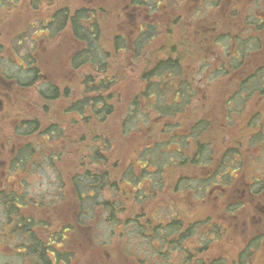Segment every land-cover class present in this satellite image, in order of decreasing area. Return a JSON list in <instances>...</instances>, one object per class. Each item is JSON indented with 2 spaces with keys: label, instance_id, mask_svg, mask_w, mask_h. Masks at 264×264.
I'll return each mask as SVG.
<instances>
[{
  "label": "trees",
  "instance_id": "obj_1",
  "mask_svg": "<svg viewBox=\"0 0 264 264\" xmlns=\"http://www.w3.org/2000/svg\"><path fill=\"white\" fill-rule=\"evenodd\" d=\"M56 13V17L60 16L58 23L61 28L68 27L66 24L70 22L68 28L74 32L77 31L79 37L84 40L88 38L90 30L93 31L92 34L96 40L102 29L101 23L96 20L90 21L91 14L85 6H79L73 11L63 6L56 10ZM149 36L146 34L137 43L133 42L129 46L114 35V40L111 41L114 45L111 49H107L104 45L102 47L101 43L98 46L93 45L94 58L86 57V48L77 51V62L75 61L77 68L75 69L80 72L78 95L64 104L61 114L65 116V114L76 113L75 118H66V125L69 128H78L80 125L86 127L93 122V129L83 131L79 129L75 138H72L64 132L65 126L56 123L52 120L54 118H48L51 121L43 127L35 119H30L29 128L30 133L38 132L40 135H46L47 138L54 134L65 139L68 145L73 143L76 148L73 152L77 153V157L80 156L81 160L76 170L67 180L68 189L72 191V194L74 193L73 198H75L77 209L75 220L79 226H72L71 231L77 228L81 231L78 233L85 235V228L81 227V224L85 223L86 218L94 221L95 212L100 210L103 213L101 221L106 223V226L112 232L114 231L113 233L142 237L148 246L150 256L157 258L156 261L148 264H186L187 262L194 264L192 256L187 261L185 253H182L183 243L189 238L198 237L197 243L203 245L206 252L213 242H222L224 235L228 234L229 227L213 220L212 214L194 220H188L180 214H174L168 220L156 219L153 213L159 206L154 204L155 209L150 210L148 202L154 199L153 193L157 191L155 189H160L174 170H180L175 183L177 181L184 189L190 188L187 190L190 192L191 182H196L193 188L196 193H201V197L215 185L229 187L232 178L226 174L227 168H235V164L239 162V159L233 158L232 151L237 154L241 147L240 140L247 137L249 140L251 132H248L247 136L244 134L241 138L234 139L236 144L228 145L226 148L218 145L222 135L217 133L214 136L207 133L208 129L212 131L215 124L210 116L201 113L199 99L195 98L196 84L191 77L195 78L196 74L190 69H187L185 73V68L182 67L181 61L184 57L180 51L182 41L180 40L179 45L174 43L170 46V43L168 44L165 40L161 48L157 50V58L149 62V50L147 49L145 53L139 51L143 42L150 39ZM90 43L95 41L90 40ZM122 45L128 50L127 53L132 50V60L142 55L139 59L142 62L140 68H135L137 66L131 63L138 79L136 87L131 86L129 89L132 91L126 97L122 86L115 88L117 80L121 81V78H116L111 68L113 58L121 52ZM85 63L90 65L81 69V65ZM35 73H37L36 70ZM260 76L263 77L264 73ZM246 83L245 77L244 81L237 82L238 93L248 86ZM257 84L258 81H255V85ZM58 87L56 84H46L44 88L39 89L46 103L45 109L49 107L48 103L69 96L71 91L69 88L63 86L64 89L59 91ZM193 93L194 96L191 95ZM121 103H123L124 111L114 120L116 130L122 135H128L143 129L142 132H135L137 136H140V146L133 152L130 159L124 162L125 164L116 160L114 153L111 154L109 151V148H112L111 142L123 136L106 137L100 130L101 126L108 130L112 129L110 122L114 119L117 106ZM230 109L227 107L225 114L228 122L232 119ZM231 124L232 122L228 126H232ZM212 144L218 145L222 150L218 156L219 161L204 163V158L211 155ZM38 149L43 150V145L30 143L22 151L32 157L36 155ZM19 155L23 156L21 153ZM204 166L212 170L204 178L192 177L190 173L183 175L186 167L197 169ZM15 196L12 200L11 197L4 196L8 204L11 201L14 204L12 207L16 218L11 231L17 234L22 233L31 243L29 252H25V256H20L19 259L23 257L20 264H72L71 253L65 250L58 251L53 244H61L63 247L65 235L63 232L67 230L65 224L60 223V227H57L52 221L47 223L38 218L31 219V217L28 220V217L20 211L22 207H18L26 204L25 197H19L17 202L14 200ZM227 198L221 195L219 199L220 204H223L221 208L224 215H233L238 208L247 205L246 199L241 200V196L232 201L230 199L227 201ZM31 201L36 206L33 208H38L44 202L36 201L38 203L35 205V200ZM38 226L51 227L52 234L47 240L40 236L37 231ZM258 238L253 237L250 240L254 243ZM248 241L242 248L236 250L234 258H229L220 250L210 259L198 260L196 264H227V261L231 264H248L252 256L250 248L258 246ZM147 260H150L149 257L143 261V264H147Z\"/></svg>",
  "mask_w": 264,
  "mask_h": 264
},
{
  "label": "rangeland",
  "instance_id": "obj_2",
  "mask_svg": "<svg viewBox=\"0 0 264 264\" xmlns=\"http://www.w3.org/2000/svg\"><path fill=\"white\" fill-rule=\"evenodd\" d=\"M168 2L166 7V13L169 12L173 13L174 15H181V20L179 21V27H177V33L174 36V41L176 44L179 45L181 38H184V33L186 35V39H189L188 33V19L189 11L194 7L196 0H163ZM172 1V2H170ZM124 0H54V6L56 5H65L69 8L73 9L78 6L86 5L89 7L96 6V10L99 12V20L101 23V28L103 30V35L105 39L113 33L117 31L124 30L130 31L135 28L136 20L131 18L130 16H126L124 14L128 11V9H124ZM243 3L240 4L242 8ZM51 9V8H50ZM212 8H207L210 10ZM49 8H45L44 6L41 7V10L36 13L28 12L21 7L18 9V13L15 14V18L13 17L11 20H8L7 23L0 29V39L2 42L7 46L12 45L13 41H15V33L22 29L23 27V20H25V14L28 15V21L31 22L35 18H42L44 17ZM220 18L223 20V25L225 29L227 28V22L223 15L219 14ZM169 17V16H167ZM165 17L162 18L161 22L164 28H169V21L166 22L164 20ZM180 18V17H179ZM20 34V32H19ZM182 36V37H181ZM246 36V35H245ZM165 37L163 34L156 39V41L152 44L148 50L157 51L161 48V45L165 42ZM37 42H33L28 39L27 43L22 45H16L17 51L20 52H31L38 58V62L40 64L41 70L49 77L50 81L55 82L58 87L59 91L63 90V86L69 88L71 91L69 92V96L62 97L58 101L48 103L47 109H45V101L39 98L36 94L33 87L27 89L23 93L18 92V95L14 97V112L17 110L24 109L20 111L24 115H27L29 119H35L38 121L43 127L49 121L48 118H54L56 123L61 126H65L64 132H67L70 137L75 138L77 135V131L80 129L83 130H90L93 129V122L86 127H82V125L78 126V128H69L66 123V117L71 119L72 117H76V113H72L70 115L61 114L63 110L64 104L69 102V99L75 98L78 95V83L80 72L77 70H71L69 68V54L72 51L73 47L75 46V42L70 36L68 32H61L54 36H47L44 38H37ZM223 45V44H222ZM208 51L203 50L201 51H189V55L187 56V60L192 64L190 70L196 74L194 79L196 89V99H199L198 102L201 113L206 114L212 118L214 122V126L212 131L208 129L207 133L216 136L217 133L222 135L219 139L218 145H222L223 148H226L229 144H234V139L241 138L244 134H248L251 132L248 127L250 124H259L264 125V97L263 100H257L253 104V108L250 107L249 104L243 111V114L236 116L237 113L233 114V120L231 119L230 122H233L231 125L228 126L230 122L225 119V112L227 109V100L230 98L229 95H234V93L238 89H234L237 85H233L235 82V77L239 78L244 73L250 71V64H255L256 66H260L261 61L264 60V55L262 53H253L250 56L247 64L241 66L239 72L233 73L229 76L225 74L224 76L218 78L213 77L212 69L203 67L205 62L210 61L214 64H217L220 59H223L224 47L222 46V53H219L221 47H209ZM182 46H180V50ZM221 55V56H220ZM128 56L124 54H119L115 58V64L111 67L112 73L114 76L120 77L121 81L117 80L116 86L121 87L124 89L123 92L125 97L132 91L129 89L131 86L136 87L137 81V74L135 72L134 66L130 64L128 61ZM205 58L204 61L202 59ZM198 61V62H196ZM202 61V62H201ZM226 65H228V61H225ZM135 68H140L142 64L136 63ZM127 67V68H126ZM185 68V73H187V69ZM9 70H16L18 69L17 66H12L11 69L8 67ZM202 70V71H201ZM224 72L228 69L226 67L222 68ZM211 74V76H210ZM208 79L209 84L204 82L203 79ZM240 79V78H239ZM211 80V82H210ZM234 86V87H233ZM240 86V85H238ZM250 90V88H249ZM248 89H241L239 93H246ZM204 92L208 93V98L204 100L201 96ZM198 97V98H197ZM238 99V98H237ZM203 100V102H201ZM225 100V101H224ZM171 101V100H168ZM239 101V100H238ZM231 99V103H232ZM229 105H231L229 103ZM256 108V109H254ZM43 113H41V111ZM123 103L117 106V111L115 113V117L111 120V130L106 129L104 126L100 127L102 133L108 137L109 135H121L123 137L118 138L116 141H112L111 145L112 148H109L111 154L114 153L115 159L122 161L123 163L127 162L130 157L133 155L139 146H140V136L135 134L142 132L140 131H133L128 135H122L118 130H116V123L114 122L115 118L119 116L123 112ZM260 113L256 116V113ZM257 119H253V117ZM258 121V122H257ZM256 122V123H255ZM226 133V134H224ZM261 133V132H260ZM259 135L260 139L257 140H264V133ZM230 136V137H229ZM226 137V139H224ZM258 137V136H257ZM27 140L28 142H32V144L43 145V150H40L35 155V161L38 162L43 155L49 156L57 154L59 161L57 162V166L60 169V176L63 180V190L65 193V200H62L61 205H53L51 201L55 200L56 192L59 197L58 192H55L54 187V180H58L56 175L54 174V166L51 164L49 168L47 165L42 163L30 165L27 163L28 168H22L17 170V174L12 176L18 179V182L24 178L28 182V187H25V203L33 205L34 203L31 198L38 199L42 202V198L46 202H51L50 206L41 205L39 208H32L29 209L27 207L21 208L20 210L23 211L25 215L35 216L37 220H42L43 222H55V226L60 227V223H73V196L68 190L67 185V176L72 171L73 167L76 164V168L80 159V156L77 153L73 152L75 150V146L72 143L68 145L65 139L59 138L56 135H51L47 138L45 135L39 136L38 132L31 133L27 138H16L14 136L13 140L20 141V140ZM250 140V138H249ZM241 141V147L238 149V153L235 154L236 158L239 159V162L235 164L237 169L231 170L230 172L235 175L237 174V178L233 179L232 182L229 183V187L234 185L237 188L244 189L246 187V182L249 179V173L253 172L250 166V146L248 143V137L246 139L243 138ZM45 143V145L43 144ZM261 148V146L259 147ZM215 152V157L218 158L220 155V150L218 147L215 146L213 149ZM263 150V149H262ZM261 151V149H260ZM4 152V150H3ZM2 152V153H3ZM50 162V160H49ZM124 163V164H125ZM257 168H255V174H259L260 172L264 171V158H258ZM255 163V164H256ZM25 165V166H26ZM24 166V167H25ZM73 169L72 172H74ZM5 170V167H4ZM3 171V166L0 165V173ZM183 175H187L190 173L192 177H202L204 178V174H202L199 169L193 168L189 169L186 167L183 170ZM53 172V173H52ZM180 170H174L172 175L166 178L163 186L160 189H155L154 199L149 200L148 205L150 206V210H154V204H158V209L153 213L155 218H159L161 220H168L169 217L172 215L180 214L185 216L188 220H194L197 218H202L205 215H211L213 220L226 224V221L232 220L236 222V226L233 229L229 228L228 234L224 235V238L219 242L216 246H212L209 250L210 255H215L217 252L221 250L222 253H225L229 258H234L236 256V250L242 248L244 243L248 241L251 237H258L259 235L264 234V212L257 211V209L251 204L244 206L243 208H238L237 212L233 215H224L222 213V206L220 204L219 198L216 199L214 195L201 197V193H196L193 186H195L196 182H191L192 190L186 191L182 190V185L178 184L177 181L175 183V179L177 173ZM243 175L241 176V174ZM182 174V173H180ZM2 175L0 174V177ZM11 181V177L9 179ZM9 181V183H10ZM59 181V180H58ZM59 183H61L59 181ZM15 186L17 183L15 182ZM62 184V183H61ZM160 187V186H159ZM190 189V188H185ZM228 192L225 194V198L228 197ZM61 192V193H62ZM237 194H240L237 192ZM260 195V194H259ZM257 198H260V196ZM245 196L246 195H240ZM57 197V198H58ZM245 197H242L241 200L245 201ZM256 198V199H257ZM233 200V198L228 197V200ZM261 202L264 203V197L261 196ZM226 202V200L224 199ZM31 202V203H29ZM246 202V201H245ZM95 203V200H94ZM56 204V203H55ZM252 216H254V222H252ZM103 217V213L100 210H97L94 214V221L91 223V227L83 233L77 228L73 231L65 230L63 233L68 238H63V247L62 250L69 251L71 253V260L72 264H141L146 258L149 257L150 260H147V264L155 261V257L150 256V251L148 250V246L143 241L142 237H138L134 235H128L125 233L123 236L121 233H113L111 229L106 226V223L101 221ZM4 223V212L1 210L0 212V226ZM74 225V224H72ZM51 228V227H50ZM6 229H4L5 231ZM51 230V229H50ZM2 229L0 228V233ZM37 231L40 233V236L44 238V236H48L49 232L46 229H43L38 226ZM42 231H44L42 233ZM46 232L48 233L47 235ZM126 232V231H125ZM1 236V234H0ZM132 236V237H131ZM5 237V236H4ZM138 238H140L138 240ZM264 240V239H263ZM27 242L26 237L20 233H14L13 240L11 243H8L6 239L0 237V264H20L22 262L13 252V248L15 250L20 247L21 244H25ZM198 242V237H195L191 243ZM190 245V244H189ZM136 248V250H135ZM257 250L252 258L253 264H264V244L257 246ZM212 250H215L214 252ZM127 252L134 253L136 257L141 258L139 263H135L133 260L128 259L124 254ZM147 255V257H146ZM143 264V263H142ZM165 264V263H164ZM227 264H231L230 261H227Z\"/></svg>",
  "mask_w": 264,
  "mask_h": 264
},
{
  "label": "flooded vegetation",
  "instance_id": "obj_3",
  "mask_svg": "<svg viewBox=\"0 0 264 264\" xmlns=\"http://www.w3.org/2000/svg\"><path fill=\"white\" fill-rule=\"evenodd\" d=\"M126 1L124 3V9H128V11L124 14L126 16H130L131 18L136 20L135 28L130 31H124L120 30L116 33H113L111 35H108L109 37L105 39L103 35V30L101 29L99 31V34L97 35L96 40H94V35L92 34V30L89 32V36L87 39H83L82 37H79L77 34V31L74 32L70 27V22H67L66 28H61L60 23H58V20L60 21V16H55L56 10L58 11L65 5H54V0H0V29L7 23L8 20H11L15 14H17L19 11L18 9L21 7L22 9L27 10V13L30 11L32 13L39 12L41 10V7L44 6L45 8H49L47 14L42 18H35L30 23L28 21V15L25 14V20H23V27L21 30L15 33V41H13V46H7L2 42V39H0V165L3 166V171H1V177H0V212L3 210L4 212V223L0 226L2 229L1 238L6 239L8 243H11L13 240L14 233L11 231L12 225L14 224V219L16 218L14 216V210L12 205H14L11 201L10 204H8V201L4 198V196L11 197V200L15 196V199L17 202H19V197L25 196V187H28V182L22 178L19 182L18 179L15 180L14 175L17 174V170L21 169V167L28 168L27 163H30V165L39 164L41 165V162L47 165V168L51 166V164L54 166V174L56 175L57 179L62 183H59L58 180H54V187L55 192L59 191V197L56 192L55 200L51 201L53 205H61L62 200H65V193L64 190L62 192L61 189H63V180L60 176V169L57 166V162L59 161V158L56 154L49 155H43L42 158L36 162L35 155L34 156H28V154L24 151V147L30 145L32 142H28L27 140H20V141H14V136L18 139L20 137L27 138L31 133L29 128V117L27 115H22L20 111H23L24 109L17 110L14 112V97L18 95V92L23 93L27 89L33 87L36 94L39 96L40 99H42V95L39 92V89L44 88L46 84H55V82L50 81L49 77L41 70L40 64L38 62V58L31 52H18L16 45L19 44H26L28 39H30L33 42H37V38H44L47 36H54L61 32H68L72 39L75 42V46L73 47L72 51L69 54V68L71 70H77L75 69V61H76V53L79 50H82L83 48H86V57L87 58H94V47L93 45L98 46V44L101 43V46L107 47V49L113 48L114 44H111V41H113L114 35H117L119 39L129 46L132 45V43H137L142 37H144L146 34L150 35L149 40H145L142 47L139 51H143L144 53L147 52L148 48L152 46V44L156 41L158 37H160L162 34L167 37L165 39L168 44L170 43V46H173L174 36L177 33V27H179V21L181 20V15H174L172 12L169 14L166 13V7L168 5V2H165L163 0H124ZM172 2V1H170ZM243 3L242 8L240 7V4ZM85 6L90 14L91 18L90 21L96 20L100 23L99 20V12L96 10V6L89 7ZM69 8L68 6H66ZM79 7V6H78ZM78 7H75L73 9L69 8L71 11L74 9H77ZM81 7V6H80ZM195 8L190 9L188 19V33H189V39H186L185 33L184 38H181L182 41V49L180 50L184 57L182 58V67L188 68L191 67L192 64L187 60V56L189 55V51H201L203 50L208 51L210 48L215 47H221L219 50V53H222L224 47V53L223 59H220L217 64H214L210 61L205 62L203 67L212 69V75L213 77H222L225 74H227L228 78L231 74L239 72L241 66L244 64H247V61L251 58L250 56L253 55V53H262L264 55V0H196V3L194 4ZM51 8V9H50ZM207 8H212L210 10H207ZM223 15L227 22V28H224L225 25H223V20L220 18V15ZM169 16V17H167ZM164 20L169 21V28H164L162 25V18ZM180 17V18H179ZM15 18V17H14ZM97 18V19H94ZM54 21V22H53ZM223 23V24H222ZM20 32V34H19ZM246 35V36H245ZM90 40L92 42L95 41V43H90ZM223 44V45H222ZM120 53L116 54V56L113 58V61L111 63V66L115 64V58L119 54H124L128 56V61L131 63H134L133 65H136V63L142 64L139 59L142 55H140V58H135L132 60V50L127 53V49L122 45L120 46ZM98 53V52H97ZM139 53V52H138ZM172 53V52H171ZM99 54V53H98ZM149 62L155 60L157 58V51L149 50ZM91 56V57H90ZM99 56H101L99 54ZM221 56V55H220ZM174 57V56H173ZM249 58V59H248ZM205 58L202 59L204 61ZM90 61V60H89ZM88 61V62H89ZM201 61V62H202ZM228 61V65H226V62ZM77 62V61H76ZM198 62V61H196ZM249 62V61H248ZM260 66H256L255 64H250V71L244 73L245 75L237 78L235 77V82L233 85H237V82L239 80L244 81V77L246 80V86L245 88L248 89L246 93H238L237 91L234 93V95H229L230 98L227 100V107H230L231 109V116L233 120V114L237 113L236 116L243 114L244 109L249 105L251 108H253V104L257 100H263L264 97V76H260L261 73H264V60L261 61ZM17 66L18 69L16 70H9L8 67ZM90 65L89 63H85L81 65V69L85 66ZM226 67L228 69L226 72L222 70V68ZM191 69V68H188ZM35 70L37 73H35ZM202 71V70H201ZM211 76V74H210ZM191 79H195L191 77ZM31 81H34L31 83ZM204 82H207L209 84L208 79H203ZM255 81H258V84L255 85ZM211 82V80H210ZM195 83V82H194ZM233 86V87H234ZM250 88V90H249ZM234 89H237V87H234ZM250 92V93H248ZM194 96L195 94H191ZM198 96V94H196ZM208 93L204 92L201 94L202 98L206 100L208 98ZM62 98V97H61ZM238 98V99H237ZM232 99V103H231ZM43 100V99H42ZM239 100V101H238ZM229 103L231 105H229ZM256 109V108H254ZM41 113H43L42 110H40ZM63 111V110H62ZM260 113H256V116ZM72 113H69L67 115H70ZM226 114V112H225ZM66 116V114H65ZM67 118V117H66ZM68 119V118H67ZM254 119H257L255 116L253 117L252 121ZM258 122V121H257ZM233 123V122H232ZM256 123V122H255ZM251 131L250 140H248L249 146H250V166L251 170L253 172L249 173V179L247 180L246 187L244 189L237 188L236 185L228 188V187H222L220 185H215L213 188L208 189V196L214 195L216 199H220L221 195H224L229 191L228 195L233 198V200H236L240 195H246L242 196L245 197L246 202L248 204H251V206L255 207L257 211H263L264 212V203L261 202V196L264 197V171L260 172L259 174H255V168H257V161L258 158L263 159L264 158V140H257L259 137L260 132L264 133V125L259 124H250L248 127V130ZM34 133V132H33ZM260 133V134H261ZM39 134V133H38ZM54 135V134H53ZM39 136H41L39 134ZM45 136V135H44ZM51 136V135H50ZM258 136V137H257ZM45 145V143H43ZM236 144V143H234ZM233 145V144H229ZM261 146V148H259ZM216 147L219 146L217 145ZM222 147V146H221ZM215 145L210 146L211 155L208 157H205L204 163H218L219 159L215 157L214 149ZM261 149V151H260ZM263 149V150H262ZM4 150V152H3ZM21 150V151H20ZM220 150V149H219ZM40 151V149L37 150V153ZM3 152V153H2ZM222 152V150H220ZM233 158L235 159V151ZM23 154L19 155V154ZM221 154V153H220ZM56 155V156H55ZM50 160V162H49ZM226 160V159H225ZM236 160V159H235ZM41 161V162H39ZM256 163V164H255ZM26 165V166H25ZM25 166V167H24ZM5 167V170H4ZM76 168V164L73 167V169ZM72 169V171H73ZM199 171L202 172L204 175H209L212 171L211 168H207L204 166L203 168L198 167ZM235 168H227L226 174H228L232 180L237 178V174L233 175L230 171L235 170ZM70 172L67 176V180L70 178V174L73 172ZM53 173V172H52ZM243 173L241 174V176ZM11 177V181L9 180ZM10 181V183H9ZM15 182L17 183V186H15ZM65 184V183H64ZM72 196H74V193L72 194V191L68 189ZM182 190H188V189H182ZM62 192V193H61ZM240 193V194H237ZM260 194V195H259ZM260 196V198H257V196ZM58 197V198H57ZM257 198V199H256ZM28 200H35V205H37L39 201L38 199H28ZM42 200L44 206H50L51 202H46L43 198ZM56 203V204H55ZM74 208H73V223H64L67 231H71L72 226L79 227L75 218L77 214L76 209V202L75 198H73ZM24 205V204H23ZM18 206V207H27L28 209L30 207H36L31 204H25L24 206ZM40 206H38L39 208ZM22 213L23 211L20 210ZM31 219H36L35 216H29L26 215ZM183 216V215H182ZM185 217V216H184ZM165 220V219H164ZM167 220V219H166ZM36 222V221H34ZM252 222H254V216H252ZM47 223H50L47 221ZM92 219H87L85 223L81 224V227L85 228L86 231L88 228H90L92 225ZM220 223V222H218ZM226 227H229L233 229L234 226H236V222L229 220L226 221L225 224ZM41 228L48 230L49 235L52 234V231L50 230L49 226H42ZM4 229H6L4 231ZM44 231H42L43 233ZM48 233L46 232L45 235ZM48 236L45 238L47 240L49 238ZM5 236V237H4ZM25 236V235H24ZM26 237V236H25ZM135 237V236H134ZM258 240L252 242L253 237L249 238L248 243L251 244H260L262 246L264 244V234L258 236ZM43 238V237H42ZM64 238H68V236L64 235ZM27 242L25 244H21L19 248L14 250V254L20 258V256H25V252H29L31 243L29 242V239L26 237ZM44 239V238H43ZM140 238H138L139 240ZM194 240V238H189L186 240L185 243H183V252L185 253V256L187 258V261L192 256V260H194V264L199 261H206L207 259H210L214 255L209 254V250L212 248V246H216L218 243L213 242L210 248L205 252L203 245H200V243H191V241ZM46 243V242H45ZM56 249L58 251H62V245L61 244H55L53 243ZM190 244V245H189ZM169 248V247H168ZM257 247H251L250 250L252 251V256L249 258L248 264H253L252 258L255 254V251L257 250ZM136 250V248H135ZM213 252L215 250H212ZM215 253V252H214ZM128 259L133 260L135 263H139L138 261H141V258L136 257L134 253L127 252L124 254ZM23 258V257H22ZM21 258V259H22ZM157 258L155 259V261ZM198 261V262H199ZM143 263V262H142ZM141 263V264H142ZM146 264V263H145ZM186 264H189L188 262Z\"/></svg>",
  "mask_w": 264,
  "mask_h": 264
}]
</instances>
